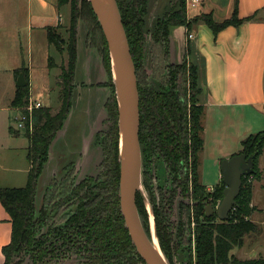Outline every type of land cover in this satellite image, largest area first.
Instances as JSON below:
<instances>
[{"label": "trees", "instance_id": "16d2710c", "mask_svg": "<svg viewBox=\"0 0 264 264\" xmlns=\"http://www.w3.org/2000/svg\"><path fill=\"white\" fill-rule=\"evenodd\" d=\"M78 1L58 0L60 8L69 6L71 12L69 62L67 66L61 67V82L58 83L59 108L54 110L52 107H43L34 110L33 129L25 132L29 142L28 183L24 188L6 189L0 186V202L9 214L13 228L11 242L3 248L4 264H12L17 256L23 254L27 255L30 264H60L64 261L76 264H145L131 240L120 207L118 105L114 95L107 43L97 23L93 32L98 33L100 40L98 43L94 42L92 37L89 42L102 49L104 66L110 76L108 87L111 89V96L106 109L113 123L114 137L108 141L104 133L97 136L101 140L104 158L100 176H87L77 180L73 174L75 166L71 163L53 179L45 192L43 205L38 206L39 180L49 160L52 144L72 110L80 18ZM150 2L151 0H117L138 78L142 185L148 193L156 220L160 247L172 264L170 247L180 249L181 246L180 241L173 246L171 231L177 225L173 216H176L177 200L184 198L193 202L191 206L182 204L181 215L183 218V214L188 211L190 224H195L196 253V261L191 256L186 264H264V258L241 260L233 254V250L241 248L245 238L258 229L251 219L255 212L252 207L253 182L262 179L258 162L264 153V131L245 139L241 152L237 154L253 158L254 173L243 177L237 205L230 213V219L220 221L217 216L206 217V206L218 205L226 185L222 181L219 186L208 190L201 181L206 111L199 99L203 89L198 84V67L187 58L179 65L170 61L169 35L172 27H185L189 32L194 24L203 22L216 36L225 28L239 26L248 19H240L237 9L231 19L219 24L208 15L190 18L186 0H178L175 8L158 20L157 26L150 33L151 41L160 53L155 62L164 71L162 88L156 90L147 83L149 76L144 69L147 43L145 18ZM85 13L91 17L88 7L85 8ZM53 31L54 29H49L51 45L57 44ZM190 50L189 47L188 52ZM50 67L53 68L52 63ZM19 73L26 75L24 69ZM29 99V86L17 87L11 107L25 111ZM18 133L11 129V134ZM157 163L164 166L166 176L162 183L156 174H152ZM155 178L158 181L157 187L153 185ZM136 203L142 221L148 224L149 215L140 192ZM183 226L182 220L180 239ZM20 264L23 262L20 261Z\"/></svg>", "mask_w": 264, "mask_h": 264}, {"label": "crops", "instance_id": "0c3cea01", "mask_svg": "<svg viewBox=\"0 0 264 264\" xmlns=\"http://www.w3.org/2000/svg\"><path fill=\"white\" fill-rule=\"evenodd\" d=\"M166 1L151 0L147 22L156 5L159 11ZM236 9L240 19L248 20L216 36L203 22L194 24L189 32L185 27H172L169 35L171 63L179 65L187 58L198 67V84L203 89L199 99L206 111L200 175L208 190L222 182L221 162L239 154L249 136L264 131V0H200L198 6L188 10L190 18L208 15L219 24L231 19ZM69 19L70 8H60L58 0H0L2 188H24L30 172L28 140L21 132L11 134L14 125L9 111H18L11 107L17 81L24 76L31 101L59 108L58 83L63 65L50 67L56 54L49 41V29ZM79 33L72 110L52 144L39 180L37 199L41 206L47 188L65 166L81 162L89 171L97 135L107 120L110 76L100 52L88 43L87 33ZM22 69L26 75L19 73ZM12 231L10 216L0 202V264L5 262L3 248L10 244Z\"/></svg>", "mask_w": 264, "mask_h": 264}, {"label": "water", "instance_id": "95a60500", "mask_svg": "<svg viewBox=\"0 0 264 264\" xmlns=\"http://www.w3.org/2000/svg\"><path fill=\"white\" fill-rule=\"evenodd\" d=\"M89 1L107 42L118 105L120 207L125 225L137 253L145 264H170L160 247L158 238L159 248L155 245L153 235L149 236L147 234L136 203L137 194L141 191L140 187H143L140 95L136 67L122 15L117 0H106V3H103L102 0ZM26 85L24 76L20 75L17 87H25ZM220 170L222 181L226 185L223 198L216 208L207 205L205 212L206 217L217 216L220 221H228L230 213L237 205V198L243 185V177L254 173V161L253 158H247L245 154L237 155L223 160ZM182 202H186L188 205L191 204L189 200L181 198L177 200L176 215L178 223L175 239L181 222ZM151 215L153 214L151 213ZM155 236L157 237L156 230Z\"/></svg>", "mask_w": 264, "mask_h": 264}, {"label": "rangeland", "instance_id": "374dc122", "mask_svg": "<svg viewBox=\"0 0 264 264\" xmlns=\"http://www.w3.org/2000/svg\"><path fill=\"white\" fill-rule=\"evenodd\" d=\"M170 1L171 0H167L166 6L163 8L161 6L159 11H158L157 5H156L154 15L149 19L148 22H147V17L145 18V23H146L145 33L147 34V43L145 45L144 69L146 70V73L149 76L147 83H149V85L151 87L155 88L156 90H161V88H162L161 82H162L163 77H164V75H163L164 71L161 69L159 64L157 62H155L158 60L160 53L158 51H156L154 44L151 41L150 33H152V31L157 26L158 20H160L161 18H164L177 5L176 3L178 0H172L173 2L171 1V3H170ZM103 2L106 3V0H103ZM158 2H159V0H158ZM160 3H161V5H163L164 2L162 3L160 1ZM149 6H150V4H149ZM67 7H69V6H67ZM86 7H88L90 9L91 17L86 14L87 11L84 14V10ZM78 8H79V13H80V18L78 19L77 35H78L79 31H84L85 34L87 33V41L89 44H90L89 39L92 37L94 39V42L96 41L98 43L100 40V36H98V33L96 34L95 32H93V30H94V27L96 26L95 23H97L99 26H100V24H99V21L95 15V13H94V10L92 8L90 1L89 0H79L78 1ZM187 12H188V10H187ZM156 14H159V16H156ZM70 27H71V25H70V19H69L68 21L63 22L62 24H60L59 26L54 28L53 34L56 37L57 44L56 43L53 44L54 53L56 54V60H54V62L52 63L53 66L60 67L61 65H63V66L68 65V62H69V40H70L69 30H70ZM100 28H101V26H100ZM101 31H102V29H101ZM102 34H103V31H102ZM103 36H104V34H103ZM104 39H105V36H104ZM105 41H106V39H105ZM93 47H95V46H93ZM96 48L100 52L101 57L103 59V55H102V51H101L102 49L98 48V47H96ZM107 48H108V46H107ZM25 53L27 54L26 50H25ZM108 53H109V50H108ZM103 63H104V60H103ZM111 71H112V69H111ZM38 82L40 83V81H38ZM112 83H113V78H112ZM57 88H58V86H57ZM57 88L55 89L56 93H58V89H59V88L58 89ZM112 92H113V90H112ZM56 93H55V97H56ZM114 95H115V88H114ZM52 98H54V94L52 95ZM115 98H116V95H115ZM116 101H117V99H116ZM55 103H56V101H55ZM106 113H107V120L105 121V123L103 125V130L101 131V133L106 134L107 140L110 141V138L114 137V131L112 130L113 129V123L109 117L108 111ZM19 115H20V113L18 111L16 113L12 110L9 111V117L12 116V120H11L12 125H15L13 119L15 117H18ZM21 133L23 135L25 134V132L22 130H21ZM23 135H22V137L24 139H27ZM118 135H119V133H118ZM108 143H110V142H108ZM119 143H120V135H119ZM100 146H101V140H100V138H98V139L96 138L95 147L93 149V155H92L93 161L90 163L89 171L83 169V165L81 166V162H78L76 165H74L76 172L74 171L73 174L75 175V178L77 180H80V179L85 178L87 176L97 177V176H100L102 174L101 165H102L104 158H103V154H102V150H101ZM119 151H120V149H119ZM119 159H120V153H119ZM258 165H259L260 171L262 172V179L259 182L258 181L253 182L252 207H254L255 212L251 217L252 221L255 223V225L257 226L258 229H257L256 233L248 235L245 238L244 245L241 248H236L233 250V254L241 260L264 258V153L261 155L259 162H258ZM152 174H156L159 177V182L162 183L165 176H166L165 171H164V166L161 163H157L154 170L152 171ZM252 180H253V178L250 179V181H252ZM157 183H158V181L155 178L153 185L155 187H157ZM140 188H141V191H139V192L141 193V195L144 199V202L146 204V208L148 211V215H149V223L146 224L143 221V225H144V228H145L147 234L149 236L153 235L155 245L157 248H159L158 241H157L158 235H157V237L155 236V230L157 233L156 220L153 218L154 214L152 211V207L148 203L149 202V200H148L149 196H148L147 191H145L144 187H140ZM39 205H40V202H38V206ZM192 205H193V202H192ZM190 206H191V204H190ZM213 207L215 208L217 206H213ZM151 213L153 215H151ZM173 220L175 222L177 221V215L173 216ZM183 223H184V226L182 229L183 235L181 236V239L179 236V229L180 228L178 229L176 239H175V234H176L177 226H176L175 230L173 229V231H171L173 233V237H172L173 246L176 243L178 244L179 241L181 242L180 249L170 247L172 250V257H173V263L172 264H186L191 256H192L194 262L196 261L195 234H194L195 233V224H194V222H191V224H190V221L188 218V211L185 214H183ZM164 226L166 227V224ZM164 231L166 232V229H164ZM159 244H160V242H159ZM191 250H192V252H190ZM20 261H22L23 264H30L29 258L27 257V255H24V254L17 256L14 259L12 264H20ZM64 264H66V263H64ZM69 264H76V262H71Z\"/></svg>", "mask_w": 264, "mask_h": 264}, {"label": "built area", "instance_id": "2783aa9c", "mask_svg": "<svg viewBox=\"0 0 264 264\" xmlns=\"http://www.w3.org/2000/svg\"><path fill=\"white\" fill-rule=\"evenodd\" d=\"M200 4V0H186L187 10H190L192 7H196ZM189 40L193 38L192 34L188 36ZM43 108V105L40 102L31 101L29 99L28 106L24 110H18L20 115L14 120V130L21 132H26L27 129H33V121H32V112L37 109Z\"/></svg>", "mask_w": 264, "mask_h": 264}, {"label": "flooded vegetation", "instance_id": "af4514ba", "mask_svg": "<svg viewBox=\"0 0 264 264\" xmlns=\"http://www.w3.org/2000/svg\"><path fill=\"white\" fill-rule=\"evenodd\" d=\"M181 199H183V200H189V199H184V198H181ZM190 201V200H189ZM191 202V201H190ZM182 204H187L186 202H182ZM182 204H181V206H182ZM190 205V204H189ZM191 205H192V202H191ZM183 220V218H182V215H181V221ZM59 223V222H58ZM57 223V224H58ZM176 223H178L177 221H176ZM180 225H181V222H180ZM177 226V225H176ZM179 228H180V226H179ZM64 263H66V264H69V263H71L70 261H64V262H60V264H64Z\"/></svg>", "mask_w": 264, "mask_h": 264}, {"label": "bare ground", "instance_id": "6f19581e", "mask_svg": "<svg viewBox=\"0 0 264 264\" xmlns=\"http://www.w3.org/2000/svg\"><path fill=\"white\" fill-rule=\"evenodd\" d=\"M102 2H103V0H102ZM103 3H105V2H103Z\"/></svg>", "mask_w": 264, "mask_h": 264}]
</instances>
